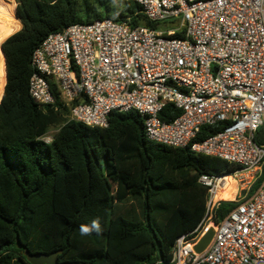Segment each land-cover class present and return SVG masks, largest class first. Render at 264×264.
Masks as SVG:
<instances>
[{
  "label": "trees",
  "instance_id": "1",
  "mask_svg": "<svg viewBox=\"0 0 264 264\" xmlns=\"http://www.w3.org/2000/svg\"><path fill=\"white\" fill-rule=\"evenodd\" d=\"M16 3L21 30L1 45L0 264H29L26 250L60 252L59 264H172L176 240L206 214L200 177L234 173L239 166L150 141L137 112H113L107 128L90 127L71 121L58 102L40 107L29 93L32 55L49 35L105 19L150 29L157 24L137 4L120 0ZM179 114L169 104L160 118L172 121ZM52 128L53 141L45 144L40 139ZM220 130L206 126L196 141ZM233 207L220 202L216 223ZM93 221L100 231L82 235V226Z\"/></svg>",
  "mask_w": 264,
  "mask_h": 264
},
{
  "label": "built area",
  "instance_id": "2",
  "mask_svg": "<svg viewBox=\"0 0 264 264\" xmlns=\"http://www.w3.org/2000/svg\"><path fill=\"white\" fill-rule=\"evenodd\" d=\"M120 1L137 4L157 29L105 19L49 35L32 55L31 97L43 108L66 106L71 121L90 127L134 111L150 141L238 165L200 177L206 214L176 240L172 264H264V0ZM179 33L183 39L173 38ZM169 104L180 114L163 121ZM228 178L235 197L218 199ZM220 202L234 207L216 223ZM211 228V243L197 252Z\"/></svg>",
  "mask_w": 264,
  "mask_h": 264
},
{
  "label": "bare ground",
  "instance_id": "3",
  "mask_svg": "<svg viewBox=\"0 0 264 264\" xmlns=\"http://www.w3.org/2000/svg\"><path fill=\"white\" fill-rule=\"evenodd\" d=\"M15 0H0V15L6 17L8 22L0 23V98L3 92L4 78H3V62L4 57L1 50L2 43L7 40L10 36L15 34V32L21 27L20 21L15 16ZM1 17V16H0ZM230 179L228 178V182L230 184ZM230 187L224 191L220 192L218 195V199L227 198L229 196L235 197L229 191Z\"/></svg>",
  "mask_w": 264,
  "mask_h": 264
},
{
  "label": "water",
  "instance_id": "4",
  "mask_svg": "<svg viewBox=\"0 0 264 264\" xmlns=\"http://www.w3.org/2000/svg\"><path fill=\"white\" fill-rule=\"evenodd\" d=\"M2 50V48H1ZM3 53V51H2ZM4 54V53H3ZM5 57V55H4ZM244 194V193H243ZM214 236V229L211 228L207 234L202 238L200 243L196 247L197 252L204 251L212 241ZM60 252L47 254H31L29 251H25L24 256L26 257L29 264H59L58 255Z\"/></svg>",
  "mask_w": 264,
  "mask_h": 264
},
{
  "label": "rangeland",
  "instance_id": "5",
  "mask_svg": "<svg viewBox=\"0 0 264 264\" xmlns=\"http://www.w3.org/2000/svg\"><path fill=\"white\" fill-rule=\"evenodd\" d=\"M115 1H118V0H115ZM15 2H16V0H15ZM16 6H17V3H16ZM16 6H15V16H16ZM1 17H0V23H4L5 21L6 22H8V19L6 20V17H4V16H2V15H0ZM21 24V23H20ZM22 27V26H21ZM21 27L16 31V32H18V31H20L21 30ZM15 32V33H16ZM56 128H52L50 131H49V133L50 134H55V132H56ZM236 190H237V184H236V181L233 179V178H231L230 179V189H229V191H230V193L232 194V195H234L235 196V192H236Z\"/></svg>",
  "mask_w": 264,
  "mask_h": 264
},
{
  "label": "clouds",
  "instance_id": "6",
  "mask_svg": "<svg viewBox=\"0 0 264 264\" xmlns=\"http://www.w3.org/2000/svg\"><path fill=\"white\" fill-rule=\"evenodd\" d=\"M92 230H95V231H97V232L100 231V224H99L98 221H93L91 227H88V226H82V228H81V234H82V235H84V234H88V233H90Z\"/></svg>",
  "mask_w": 264,
  "mask_h": 264
}]
</instances>
